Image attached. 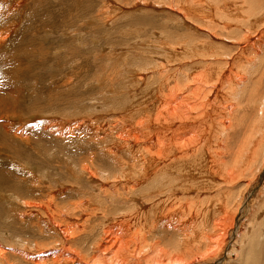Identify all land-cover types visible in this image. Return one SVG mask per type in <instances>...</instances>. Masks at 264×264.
I'll list each match as a JSON object with an SVG mask.
<instances>
[{
  "label": "bare ground",
  "instance_id": "obj_1",
  "mask_svg": "<svg viewBox=\"0 0 264 264\" xmlns=\"http://www.w3.org/2000/svg\"><path fill=\"white\" fill-rule=\"evenodd\" d=\"M169 1H173L174 5L178 6L188 5L189 10L186 13L182 11L177 13L183 19V24L187 23L191 28L188 35L196 38L182 41L186 44L185 50H181L177 58L173 54L163 53L164 62L157 60L149 62L150 64H147L144 70L151 72L152 75L141 77L144 70L136 73L138 87L143 82L144 88L150 89V92H153L151 95L157 100L148 106L151 115H148L149 112L146 110L133 111L130 105L126 107V104L116 102L120 97L112 90L102 91V94L95 98L94 102L100 107L102 116L109 112L108 115H113L117 120L114 128L103 136L98 146L100 150L98 154L101 156L100 160L98 159L99 163H105L104 160L108 162L106 164L111 169L115 168L113 173L99 172L97 174L92 163L94 158L90 157L91 155L88 158L85 157L87 155L84 156L85 159L82 158L80 167L65 162L64 160L68 159L65 157L66 159H60V161L67 166L68 175L76 177L77 180L84 175L86 182L90 183L92 188L83 192L77 189V184L70 185L66 181L68 188L64 189V185L60 184L56 186L57 189H53L55 191L45 197V207L35 206L29 202L23 204L20 201L18 205L15 203L11 205L13 207L10 208L11 211L17 212L18 216L20 215L19 218L30 217L33 208L40 212L44 211L47 215L45 221L43 220L46 217H42L41 220L39 218L43 222H41L40 240L37 243L28 245L24 242L22 235L19 236L18 247L24 254L17 253L15 256L20 258L21 264H207L208 261H212L211 264H227V262L229 264H264V186L259 188L258 184L264 179V89L260 87L264 80V48L255 50L245 57L238 55L236 61H233L232 57L222 52L226 51L227 45L237 41L230 38H224V42L218 41L220 38L217 37L216 32L213 34L209 32L217 27H219L217 32L224 31L220 14L217 12H221L226 7L221 0L209 2L206 0V6H203L200 0ZM192 2L195 6H192ZM232 2L236 7L244 10L243 16L248 18L242 21L244 29H237L236 36L249 41L250 35L246 36V34L253 32L255 22L262 19L264 0H232ZM144 3L146 2L143 0H137L139 6ZM132 8L139 7L134 3ZM209 15H215L217 21L215 17L210 20ZM255 18L258 19L255 20ZM192 30L194 31L191 32ZM2 44L3 41L0 47ZM106 58L107 69L105 68V71L101 72L97 78L102 85L109 83V71L113 73L116 70L118 75L126 72V63L122 62L121 56L110 54ZM185 58H187L186 64L183 63ZM231 61L236 65L235 68ZM169 66L172 73L168 70ZM133 68L136 71L140 70L136 66ZM238 75L241 76L236 78ZM121 78L124 79L125 85L133 87L129 79L130 74ZM171 82L174 83L173 87H169ZM166 89L167 92L163 93ZM178 91L183 95H176ZM16 95L17 93L14 97L9 94L7 99L6 97L0 99L4 107H12L11 98H16ZM115 95L118 96L117 99ZM190 99H193V102H188ZM249 103L252 106L257 105V113H254L255 116L252 119L248 118V112L245 111L246 107L251 109L252 106ZM113 105L115 107L111 108ZM190 112L195 115L194 118ZM241 113L243 117L237 124L238 127H233V125L236 126L235 123ZM204 117L210 122L207 127L193 125L199 121L202 123ZM50 118L54 119V117ZM105 119L106 117L103 118ZM128 120H133L135 126ZM247 120L250 121L251 128L246 139L239 142L240 145L235 152L229 151L230 132L238 133L243 130V122ZM150 122L154 126L161 122L163 125L177 126L179 133L162 139L155 137L160 136L159 134L147 136ZM94 123L99 124L100 120L93 121L90 124L91 127L88 123L84 126L90 136L88 144L92 145L90 148L87 146L89 149L93 148L94 144H98V141L94 140L97 137V132L93 130ZM120 124H126V126L124 125L122 129ZM72 127L66 126L65 131L75 134L83 129L82 124L77 122ZM189 129L194 131L190 132ZM210 129H212L211 136L205 138V131ZM131 132L134 134L131 135ZM61 135L65 136L63 133ZM240 135L238 137L241 138ZM211 137L216 140L214 151L207 144V140ZM25 145L29 146L34 153L45 151L42 147L34 149L31 143L26 142ZM49 150L47 149V152ZM227 155H230L232 161L230 171H227L223 165L226 164ZM60 158H62L61 155ZM197 162L204 173L211 176L212 181H203L200 176L196 178V175H201L199 168L194 165ZM99 163L97 164L100 165ZM14 168L18 170L19 167L17 165ZM26 170L30 178L28 188L39 190L41 179L35 176L32 167L27 166ZM63 176L58 180L62 181ZM214 176L220 179L217 186L213 185ZM14 189L11 188L15 193ZM233 189L240 191L237 196L235 194L236 197L232 196L234 193L231 195ZM23 193L33 194V191ZM56 194L62 195L61 203L75 196L79 199L76 208H79L81 212L92 211L94 213L92 218L96 217V212L100 213L103 218L101 221L105 220L100 224L102 225L100 229L97 230L95 227L94 230L88 231L86 226L89 222L85 223L86 217L81 218L84 220L71 217L73 210H69L68 213L57 211ZM98 194L103 200L98 197ZM248 201L250 208L253 207L255 211V216L249 217L248 222L244 224L245 229L242 230L239 229V217L244 213L243 210ZM137 219L142 220L136 223ZM159 231L160 234L167 232L171 234V231H176L175 234L173 233L177 237L172 243L173 248L164 247L166 238L160 236ZM44 234H53L57 239L52 247L43 245L46 239ZM89 236H94L93 243L87 247L89 246L91 253L94 251L97 253L91 260L86 259V261L82 252L79 251L78 242L83 240L82 237L88 239ZM238 236L239 240L235 242ZM232 243H234L233 249L230 246ZM71 244L76 247L70 248ZM200 245L204 247L203 251L200 250ZM257 247H259L258 255L254 252ZM51 248L57 252L49 251L52 253L50 257L52 262L48 263L45 260L49 255H43V253ZM4 254L0 248V257L5 260L0 264H8ZM223 254L226 256L224 262L220 259V257L223 258ZM35 259H37L36 263ZM13 262L12 264H15Z\"/></svg>",
  "mask_w": 264,
  "mask_h": 264
},
{
  "label": "rangeland",
  "instance_id": "obj_2",
  "mask_svg": "<svg viewBox=\"0 0 264 264\" xmlns=\"http://www.w3.org/2000/svg\"><path fill=\"white\" fill-rule=\"evenodd\" d=\"M143 1L146 3L139 6L137 0H0V43L3 41L4 44L0 47V99H5L4 97L7 99L9 94L15 97L17 93L16 98H11L13 100L12 107H4L2 100H0V248L5 253L8 264H12L15 260L18 263L16 261L13 263L21 264L20 258L15 256L17 253L24 254L18 247L21 235L24 242L28 245L37 243L41 235V222L47 219L46 212L37 211L35 208L33 210L30 209L32 210L30 217L19 218L20 215L18 216L17 212H12L10 209L13 208L11 207L13 203L18 205L20 202L23 204L29 202L35 206L45 207V197L55 191L53 189H57L56 186H60V184L64 185V189L68 188L66 181L70 185L75 186L77 184L79 186H77V189L83 192L92 188L91 184L86 182L84 175H81L79 180L68 175L67 166L62 164L60 159L64 160L67 157L68 159L64 160L65 162L67 161L80 167L82 158L85 159V157L88 158L91 155L90 157L94 158L92 163L93 167L96 168L97 174L99 172L113 173L115 170V168L111 169L105 160V163H99V157L101 156L98 154L100 151L98 146L99 142H102L103 136L114 128L117 120H115L113 115L109 116V112L102 116L100 107L94 102L95 98L99 97L102 91L112 90L120 97L117 99L118 96L115 95L116 102L119 101L123 105L126 104V107L130 105L133 111L144 112L146 110L149 112V104L157 100L151 95L153 92H150V89L144 88L143 82L138 87L136 73L142 72L146 69L147 64L156 62L155 60L164 62L162 58L164 54H173L177 58L181 50H185L184 46L186 44L182 41L196 38L188 35L191 28L188 27L187 23L183 24V19L177 13V11L186 13L189 10L187 9L188 5H174L173 1L170 2L169 0ZM200 1L203 6H206V0ZM221 1L225 4L226 9L224 8L221 12H217L220 14L224 31L222 33L217 32L219 31V27H217L209 32L212 34L216 32L217 37L220 38L218 41L224 42V38L237 41L227 45L226 51L224 50L222 53L229 55L233 61H236V56L238 55L245 57L255 50L263 49L264 14H262L260 21L255 22V30L246 34V36L250 35L249 41L252 42H249L245 38L241 39L236 36L237 29H244L242 21L244 22V19L245 21L248 19L243 16L245 15L244 10L236 7L233 2L231 3L232 0ZM134 3L139 8H132ZM193 5L194 3L192 2ZM209 17L210 20L215 17L214 19L217 21L215 15H209ZM233 20H237V22ZM194 51H196L195 48ZM227 51L229 53H226ZM74 54L75 56L73 57ZM110 54L117 57L121 56L122 62L126 63V72L118 75L116 70L113 73L109 71V83L102 85L97 78L101 72L105 71L108 64L106 57ZM154 56L155 58H152ZM186 59H183V63L187 62ZM134 64L140 70H133ZM233 67H236L234 62ZM168 70L171 73L173 72L170 66ZM232 72L235 73V71ZM127 74H130L129 79L130 83H133L132 88L128 87L127 84L125 85L124 79L122 80L121 78ZM148 74L152 75L151 72L144 70L141 73V77L143 75L147 77ZM240 76L238 75L236 78ZM173 86L174 83L171 82L169 87ZM260 87L264 89V80ZM166 92L167 89L163 90V93ZM175 94L178 95L181 92L178 91ZM150 96L151 100L149 101ZM188 102H193V99L188 100ZM249 104L252 106L251 103ZM33 105L34 108H32ZM114 107L115 105L111 106V108ZM256 107L257 105L252 106L251 109L245 108L249 119H252L255 116L254 113H257ZM190 114L193 115V118L195 117L192 112ZM258 114L260 115V112ZM148 115H151V113L149 112ZM67 116L70 118L68 119ZM50 117H54V119ZM104 117H106L105 120H103ZM242 117L241 113L235 123L236 126L233 125V127H238L237 124ZM68 120L75 124L76 122L82 124L83 129L75 134L68 130L66 132V126L70 128L72 125L73 127L75 126L74 123L68 124ZM96 120H100L99 124H93V130L97 132V137L95 139L91 138L98 141V144H94L93 148L89 149L92 145L89 146L88 144L90 136L84 126H86L85 123H88L91 127L90 124ZM128 121L135 126L133 120ZM202 121V123L194 121L197 123H193V125L207 127L210 123L206 121L205 117ZM124 125L126 126V124H120L122 129ZM250 125V121L247 120L243 122V130L238 133L230 132L229 151L235 152L237 146L240 145L239 142L241 140L243 142L246 139L251 128ZM148 129L147 136L159 134L160 136L156 135L155 137L161 139L179 133L177 126L163 125L162 122L156 126L150 122ZM61 130L64 131L61 132ZM189 131L192 132L194 129H189ZM211 131L212 129L205 131V138L211 136ZM62 133L65 136H62ZM130 134L133 135L134 132ZM239 134H241V138L238 137ZM26 142L31 143L34 149L42 147L45 151L34 153L29 146L25 145ZM207 144L211 146L210 149L212 151L216 150L215 138H209ZM47 149L52 152H47ZM206 149H208V146H206ZM60 155L62 158H60ZM225 161L226 164L223 165L227 171H230L232 169L230 155L226 156ZM17 165L19 167L18 170L14 168ZM194 165L199 168L201 173V175H196V178L200 176L203 181H212L211 176L204 173L198 162L194 163ZM27 166L32 167L35 176L41 179V188L39 190L28 188L30 178L26 170ZM62 175H64L62 181H59L58 179ZM214 179V184H212L217 186L220 179L215 176ZM263 180L259 181V188L264 186ZM11 186L13 189L15 188V193L11 190ZM28 191H33V194L27 195L23 193H28ZM96 192L98 193V191ZM96 192L93 193L96 194ZM239 192L233 189L231 195L234 193L232 196H235V194L237 196ZM212 193L213 195L215 194L214 191ZM56 195L57 204L55 205H57V211L68 213L69 210H73L71 217L78 220H84V218H81L83 216L86 217L85 223L89 222V225L87 224L86 226L88 231L94 230L95 227H97V230L100 229V226H102L100 224L105 221H101L103 218L100 213L96 212V217L92 218L94 215L92 211L81 212L79 208H76V203L79 202V199L75 196L69 200L66 199L67 201L62 199L64 202L61 203L60 196L62 195ZM98 197L102 199L99 194ZM248 204L249 207L246 205L243 210L244 213L239 217V229L242 230L245 229L244 224L248 222L249 217L255 216V211H253V207L250 208L249 201ZM248 208L249 210H247ZM23 210L25 211L26 209ZM42 217L46 218L40 221ZM141 220L137 219L136 223ZM9 221L11 222L9 223ZM56 222H59L58 219ZM156 231L158 232V230ZM175 232L160 234L159 231L160 236L166 238L164 247L167 249H171L172 243L177 239L174 236ZM44 236H46V239L43 245L48 247H52L57 241L53 234H44ZM93 237L89 236L88 239L82 237L83 240L78 242L79 251L82 252L85 260H91L97 253V251L91 253V249L88 248L89 246L87 247V245L93 243ZM238 240L239 236L234 241L237 242ZM233 244H230L231 249L234 248ZM71 246L70 248L76 247L74 244H71ZM200 250L203 251L204 247H201ZM49 251L53 253L57 252V250L51 248V250L43 253V255H49L45 260L48 263L52 262L50 258L52 253H49ZM227 251L229 252V250ZM258 251L259 247L254 252L258 255ZM225 255H222L223 258L219 256L222 262L226 260ZM34 256L38 257V255ZM2 259L0 257V263L5 262ZM36 262L37 259H35ZM211 262L208 261L207 264H211ZM227 264L229 263L227 262Z\"/></svg>",
  "mask_w": 264,
  "mask_h": 264
}]
</instances>
